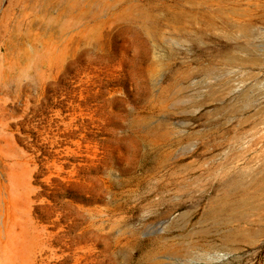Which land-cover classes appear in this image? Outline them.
<instances>
[{
    "label": "rangeland",
    "instance_id": "1",
    "mask_svg": "<svg viewBox=\"0 0 264 264\" xmlns=\"http://www.w3.org/2000/svg\"><path fill=\"white\" fill-rule=\"evenodd\" d=\"M263 159L264 0H0V264H264Z\"/></svg>",
    "mask_w": 264,
    "mask_h": 264
},
{
    "label": "bare ground",
    "instance_id": "2",
    "mask_svg": "<svg viewBox=\"0 0 264 264\" xmlns=\"http://www.w3.org/2000/svg\"><path fill=\"white\" fill-rule=\"evenodd\" d=\"M260 160V159H259ZM257 171V170H256ZM256 171H254V172H256ZM250 173H252V172H250ZM240 176V175H239ZM251 177H252V179H254V180H258V181H261L260 183H264V159H263V161H262V168H261V170L260 171H258V172H256V173H254V175H253V173L250 175ZM243 176L241 175L240 176V178H242ZM251 181H253V180H251ZM263 181V182H262ZM257 182V181H256ZM256 185V184H255ZM260 188V187H259ZM262 190H263V188H262Z\"/></svg>",
    "mask_w": 264,
    "mask_h": 264
}]
</instances>
